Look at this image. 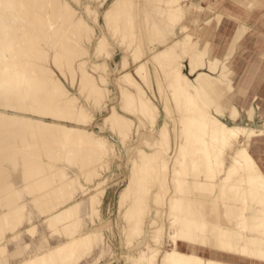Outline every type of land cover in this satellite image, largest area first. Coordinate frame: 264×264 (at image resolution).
I'll use <instances>...</instances> for the list:
<instances>
[{"label": "rangeland", "instance_id": "1", "mask_svg": "<svg viewBox=\"0 0 264 264\" xmlns=\"http://www.w3.org/2000/svg\"><path fill=\"white\" fill-rule=\"evenodd\" d=\"M66 1L76 9L79 2L87 3L86 10L77 12L82 18V23L75 26L82 35L78 42H72L73 45L66 42L63 37L67 34L63 33V28L58 30L55 25L50 29L42 26V29L37 23L34 24L36 28L18 31L16 43L22 48L28 45V40H33L34 45L39 41L40 47L42 43L37 35L42 32L43 36H51L47 43L54 42L53 36L62 33L57 37L61 45L62 40L70 45L69 49L78 45L77 51L69 50L66 45L54 50L50 42V47L39 50V59L38 51H34L38 62L32 57L34 52L30 55L34 62L42 61L48 73L56 78V82L49 83L57 87L55 99L65 96L69 103L64 107L73 117L69 122L43 120L107 137L105 146L94 147L87 154L82 150L83 146L82 149L80 146L74 148L77 140L76 144L80 142L78 136L73 144L72 140L67 141L72 138H65L64 144L52 148L55 159L44 160L45 168L41 171L53 181L50 186L55 184L52 188L56 186L58 190L56 201L67 199L65 195L70 194V201L81 204L80 221L76 219L74 224H65L64 234L47 225V213H41V210H47L45 204L37 206L31 202L35 192H29L24 185L17 186L16 199L18 203H24L21 207L22 216L25 215L23 228H20L22 233L12 242V232H3L6 250L0 248V255H4L0 264L3 260L5 264H16L60 243H69L67 250L72 253V258H77L76 264H196L199 259L205 264H227L228 261L235 264L234 259L245 256L263 259L264 114L261 116L259 108L264 102V25L261 27L258 23L264 21V0ZM235 1L253 6L252 13L244 18L243 10L239 9L244 6ZM47 3L44 1L33 7L39 22L53 13L54 3ZM78 17L80 19V15ZM150 24V27L155 25L152 30L148 27ZM219 29L223 43L227 34L233 30L237 32L230 33V46L214 54L210 50L211 41L207 38L208 42L202 32L213 34V30L217 33ZM248 34H251L249 39L241 45ZM82 49H86V54L78 56ZM70 51L77 54L70 55L72 65L65 61L69 55L66 57L64 53ZM258 52L261 56L253 80L246 86L255 97L251 103L252 118L247 121L246 110L231 97L238 87L232 78L235 70L248 63L249 60L244 58L257 59L255 54L259 55ZM170 53L174 54L171 56ZM25 59L28 60L29 55ZM140 62L142 71L138 70ZM222 67L228 72L222 71ZM70 70H73L72 79L69 78ZM0 72V85H4L8 75ZM142 75L150 80H147L149 84L151 82L149 87L147 81L146 84L140 78ZM28 76L36 79L35 74ZM133 80L142 89H136ZM239 86L244 88L243 83ZM218 88L222 90L218 91ZM151 103L153 108H150ZM226 103L237 108L232 116L224 107V112L221 111ZM110 105L117 110L112 121L104 118ZM182 110L184 113H180ZM189 116H193L192 126L188 125ZM213 122L215 126L211 124ZM202 124L207 127L201 134L196 126ZM193 143H196L195 149L191 146ZM235 150L241 155L232 159L229 155ZM85 155L88 160L84 163ZM200 166L203 171L198 173L196 170ZM54 172L60 174L54 176ZM196 173L199 182H203L198 187L192 186ZM59 176L60 180H56ZM196 190H199L198 194L194 192ZM197 195L213 199L209 202V199L195 200ZM202 203L213 206L216 220L200 217L197 208ZM50 207L53 208L54 203ZM28 216L35 226L25 231L30 225ZM197 239L202 245L195 241ZM183 245L196 247L200 253L189 258L180 252ZM218 255L223 257L220 259Z\"/></svg>", "mask_w": 264, "mask_h": 264}, {"label": "bare ground", "instance_id": "2", "mask_svg": "<svg viewBox=\"0 0 264 264\" xmlns=\"http://www.w3.org/2000/svg\"><path fill=\"white\" fill-rule=\"evenodd\" d=\"M44 1H47L48 2L47 4L54 3L53 13L50 16H48L47 18H44L42 21L39 22L36 19V15H35V13L37 11L34 12L32 10H33V7L42 5L44 3ZM76 1L78 2V0H75V3H76ZM171 1L172 0H170V2ZM71 2H73V1H71ZM115 2H116V0H115ZM167 2H168V0H167ZM235 2H238V3H235V4H241V5L244 6V7H240L239 8V9L243 10V11H241V12H243V14H241V15H243L244 18H247L249 16V13H252L253 6H249L248 5V7H247L246 3H242L241 1H235ZM70 4H72V3L68 4L66 0H0V11H1L0 12V21H1L0 22V27H1V29L4 28L3 31L0 29V35L2 36V37L1 36L0 37L5 41V44H4L5 47H4L3 43L0 40V42H1L0 45H2V47L0 46V49H1L0 50V71H2V73H4V74L8 75V77H6L4 79L6 81H3L6 84L4 83V85H0V230H1V232H0V237H1L0 238V248H3L4 251L6 250V246L4 245V241L2 242V240H4V238H6V236L3 235V232L4 231L12 232L11 235H10V241H12V242H13V240L17 241L18 237L22 233L21 232L22 229L20 230V228L22 227L21 225L23 224L22 223V218L25 217V215L22 216L21 207L24 205V203H18V201L16 199V194H15L16 193L15 189L19 185H24L25 188L29 189L30 190L29 192H31V193L35 192L34 193L35 196L31 199V202H33L36 205L37 204H45L46 205L47 210H44V211L41 210V213H43V212L47 213L46 215L43 213V215H45V217L47 218V220H48V224L47 225L50 226L51 228H56V230L58 232L62 231L61 233L64 234V229L66 228V227H64L65 224L70 223V222H73V224H74V223H76V219H77V221L79 220L78 214H79V209H80L81 204L79 202L70 201L71 199L68 197L70 194L68 196L65 195L67 197V199L62 200V201H56V194H57L58 190H57V188H55L56 186L52 188V186L55 185L54 183H53V185L50 186V184L53 181L49 179V177L47 176V174H45V172L42 173L43 171H41V169L43 170V168H45L44 167L45 166V162H44L45 158L46 159H51V158L55 159L54 158L55 157L54 156L55 151L52 150V148L61 146V144L65 143L63 141H66L68 138H72V139H69L67 141H71V140L73 141L76 138L78 139V137H79V140H80L79 144H76L78 142V140H77V142H76V140L73 141V142L71 141V143L73 144V143L76 142L75 145H74L75 149L78 146H80L79 148L82 149L81 146H83L82 150L84 151V153L90 154V152H92L91 150L94 147H98L99 148V147H101L100 145H103V148H104V146H105V142H106V138L107 137L101 136L99 134L97 135L95 132H88V131H85V130H81L80 128L67 127L65 125L57 124V123H54V122H47V121L43 120V119H50V120H56V121H59V122L60 121L61 122H69L70 120H73V117H72V114L70 113V110L68 111L64 107L67 103H69L66 100L65 96H63V95L62 96H58L57 99H55L56 95H57L56 92H55V89L57 87L49 85V83L51 84L52 81H54L56 78L54 79L52 77V74L48 73L49 71H48V69H46L44 67V64L42 63V61H40V63H36V61L34 62L33 59L31 60V57H30L32 52H34V51L37 52L38 51V55H37V58H38L40 49H44L46 47L47 48L50 47L49 43L51 41L49 43H47V41H49L48 39L51 36L48 38L46 36H43L42 32H40V35L42 36V37H40V35L38 33V35H37L38 38L37 37H35V38H37L38 40L41 41L40 44L42 43V45L40 47L38 46L39 45L38 44L39 41L36 42L37 44L35 43V45H34L33 40H28V42L26 40L28 45H26L25 47L22 46V48H19V46L17 44L18 43L17 42V38L19 36V34L17 35V32L18 31L19 32L22 31L23 30L22 28H26V27L36 28L35 25H37V23H38V25H40L41 28H42V26H44V28L46 27L47 29H50V28H52V26L54 27L55 25L58 28V30H60L59 28H63V31H64L63 33L67 34V36L64 35V36H66V38L63 37L66 42H68V43L70 42V45L72 44V42H75V41L78 42L82 35H81V33H80V31L78 29H77V31L75 30L76 29L75 26H77L76 24H81L82 23L80 21V20H82V18H81V14H79V13L77 14V12H79V11L81 12L83 10H86L87 3H82V1H81V2H79V4L77 3L78 5L75 4L77 6V9L72 7V6H70ZM73 5H74V3H73ZM166 5H167V3H166ZM235 6H237V5H235ZM106 12H103V13H106ZM83 13H85V11ZM78 15H80V19H79ZM258 24H259V26L263 27L264 21L262 20ZM243 25H245V24H243ZM150 26H151V24L148 27L151 28V30H152V27L155 26V25H153L152 27H150ZM37 27H39V26H37ZM111 27H113V26H111ZM148 27L146 29L147 34H149ZM44 28H42V29H44ZM143 28H146V27L144 26ZM216 28H214V29H216ZM213 31H214V33L211 34L212 32L211 33H207V32H205L203 30L202 34L204 36H206V40L208 38L211 41L210 50L214 54H216L217 52L218 53L221 52V50L224 47L230 46L229 35H230V33L234 34L235 32H237V30H233L229 34H227V36L225 37L226 38L225 42L223 43L222 42L223 40L221 41V39H222V35L221 34L222 33L220 34V29H219V31L217 33L215 32V30H213ZM43 32H45V31L43 30ZM78 32L80 34H78ZM152 32L153 31H151V33ZM60 33H61V31H60ZM111 33H113V32H111ZM58 34H59V32H58ZM251 34H248V37L245 38L242 41L241 45L244 44L249 39ZM61 35H62V33L60 35L53 36L54 42H51V46L54 47V50H55V48H60L62 45H63L62 46L63 48H65L67 46L65 43H63V40L61 41L62 45L58 41L57 37L58 36L60 37ZM130 35H132V36L135 35L136 36V34H134V33H131ZM130 35H129V38H130ZM39 37H40V39H39ZM150 38L152 39V37H150ZM147 39L149 40V36H147ZM186 40H188V39H186ZM132 41H133V39H132ZM207 41H206V43L209 42V41L208 42ZM75 44H77V43H75ZM97 44H98V42H97ZM70 45H68V46L70 47ZM68 46H67V48H68ZM98 46H100V45H98ZM71 47H73V46H71ZM76 47H75V49H77ZM75 49L73 48L71 50H75ZM69 50H67V51L64 50V51L68 52ZM83 50L84 49H82V51L80 52V54H78V56L83 55V53L85 52L86 49L84 51ZM75 51H77V50H75ZM78 51H79V48H78ZM135 51L133 52L134 54L132 53L133 55H135ZM35 52L32 54V55H34L32 57H34L36 59ZM54 52H56V51H54ZM64 54H65V56L69 55L68 59H65V61L68 60L70 65H72L71 64V62H72V60H71L72 58L71 57H72V55H74L76 53H73L72 51H70V53H67V54L64 53ZM85 54L86 53H84V55ZM172 54H174V53H172ZM172 54H171V56H172ZM258 54L259 55L255 54V56H257V59H252V61H250V57H245L244 58L245 60H249L248 63H246L243 66H240L239 69L235 70V72H233V78H232V80H234V82L236 84H238V87L236 88L235 93L231 97L235 99L236 104H240L246 110V119L248 118L247 121H250V119L252 118L253 107L251 106V103H252V101L254 100L255 97H254L253 93H249L248 92V90L246 89V86L251 84V82L253 80V75L255 73L254 69H255V66L257 67V62L259 61V57L261 56V54L259 52H258ZM28 55H29V59L28 60H26V59L23 60V58H26ZM70 55H71V57H70ZM99 55H100V53H99ZM43 58L44 57H41L40 60H43ZM44 61H46V59H44ZM37 62H38V60H37ZM139 64H140L139 69L138 68L137 69L142 71V69H143L142 68V63L140 62ZM216 64L214 63L213 65L216 66ZM67 65H68V63H67ZM80 66L81 65H79L78 68H80ZM70 67H72V66H70ZM22 68L25 69V70L24 71L21 70ZM223 69L224 68L222 67V71L226 70V69L225 70H223ZM70 71H69L70 75L68 74L70 76L69 78L72 77V73H73V70L71 72ZM222 71H221V73H222ZM29 74L30 75L35 74L36 79H34L33 77H29L28 76ZM140 76H141V74H140ZM49 77H51L52 79H50ZM72 78H74V77H72ZM140 78H142L143 82L145 81V83H146L147 80H149V79H145L144 75H142V77H140ZM85 79H86V76H85ZM0 80H1V78H0ZM223 81H225V80H223ZM54 82H56V81H54ZM181 82L183 83V81H181ZM133 83H134V80H133ZM147 83H148V81H147ZM182 83H180V84H182ZM242 83H243L244 88L243 87L240 88V86H239ZM9 84H11V85H9ZM47 84L49 86H47ZM150 84H151V82H150ZM150 84L148 85V87L150 86ZM134 86L136 88V87H138V84L136 83V85H135V83H134ZM136 89H142V88L138 87ZM34 90H36V91L34 92ZM161 90H163V89H161ZM221 90H222V88H218V91H221ZM151 93H152V91H151ZM58 95H60V94H58ZM164 95H165V93H164ZM231 97H230V99H231ZM180 102L181 101H179V103ZM151 104H150V106H151ZM223 107H224V109H227L229 116H232L233 113L235 114L237 112V108H236V106L234 104H230V103L224 104L221 107V111L222 112H224L223 111ZM150 108H153V104H152V107H150ZM259 112H260L261 116L264 114V104H262L260 106ZM180 113H184L183 110ZM116 114H117L116 108L110 105L109 108H108V113L104 116V118L107 117L108 121H112L113 117L116 116ZM193 116H189V118H188L189 119V121H188L189 123L188 122L187 123H188V125L191 124L190 126H192V123H193ZM211 124H213V126H215V122H213ZM196 127H198V131L201 134L206 132V127L207 126L205 124L197 125ZM217 128L219 129V127H217ZM232 129H234V128H232ZM242 129H244V128H242ZM179 132H180V130H179ZM222 132H223V130H222ZM249 132H250V130H249ZM221 134H223V133H221ZM65 138H66V140H64ZM142 138H144V137H142ZM180 141H181V139H180ZM181 142H183V141H181ZM180 144L181 143H179V145ZM252 144L253 143H251L250 148L252 147ZM152 145L153 144H150L151 147H152ZM150 146H148V147H150ZM191 146H193V148L195 149L196 143L191 144ZM240 147H241V144H240ZM253 148H254V146H253ZM178 149H180V147ZM236 150L231 155H229L232 159L237 157L238 155H241V153H239L240 151H236ZM171 151H172V149H171ZM171 158L173 159V157H171ZM83 159H84L83 162L85 161V159L88 160L87 156H86V158H83ZM226 159H225V161H226ZM88 162H91V160L89 159V161H87V163ZM228 169H229V167H228ZM37 171H39V172H37ZM187 171L189 172V169ZM196 171L198 173H201L203 171V168L200 166V168L198 170H196ZM55 172L52 173V175L58 176L60 174L58 172L59 174L56 175ZM198 173L195 174V179H193L192 186L198 187V184L201 182V181L199 182V180L196 178V177L199 176ZM58 178L56 177V180H60L61 177L59 176ZM190 181H192V179ZM166 182H167V180L165 181V184H166ZM202 183L203 182H201V185H202ZM167 185H169V184L167 183ZM191 189H194V188H191ZM200 190H202V189H200ZM197 191H199V190H196L194 192H197ZM219 191H220V189H219ZM20 192H22V191H20ZM66 193H67V191L64 194H66ZM195 194L196 193H194L193 195H195ZM197 194H198V192H197ZM200 195H197V197H195V200H199V199H201V200L207 199L208 200L209 197H210L209 196V197L205 198V197H202ZM122 197H124V196H122ZM193 198H194V196H193ZM212 199H209L208 202L211 201ZM199 202H201V201H199ZM52 203H54V207L53 208L50 207V205ZM209 205L205 204V203H202L197 208L198 214L203 219H208V220H210L211 218L215 219L214 218L215 215H213V209H212L213 206L212 205L209 206ZM44 208H45V206H44ZM36 209L38 211L39 208L37 207ZM220 210H222V209H220ZM256 212H257V210H256ZM38 213H39V211H38ZM220 214L222 215L223 213H220ZM40 216H42V214H40ZM244 218H246V217H244ZM249 219H251V217ZM32 220L33 219L31 217H29V216L27 217V222L30 225L26 227L25 231H28L29 229H31V228H28V227L35 226V222L32 221ZM221 220H223V219L221 218ZM211 221H212V219H211ZM189 222H191V220ZM193 222L194 221H192L191 223H193ZM188 223L186 222L185 224H188ZM194 224L195 223H193V225ZM198 224H199V222H198ZM222 225H224V224H222ZM179 226H181V225H179ZM188 227H190V226H188ZM192 228H190V230ZM194 228H197V227H194ZM223 229H225V228H223ZM226 230H228V229H226ZM188 234H189V232H188ZM82 236H83V234L81 235V237ZM189 238H191V237L189 236ZM201 240H202V238H201ZM201 240L197 239L195 241H199L201 243V245H202ZM211 241H213V239H211ZM189 242H190V240H189ZM199 242L197 244H199ZM222 242H224V240H222ZM191 243H194V241H191ZM214 245H215V243H214ZM260 245H262V244H260ZM68 246H69V243H60V244L56 245L55 247L46 248L45 251H43L41 253H38V254H36L35 256H33V257L29 258V259L21 260L20 262H18L16 264H76V261H78V260H76L77 259L76 257L72 258V253L67 250ZM217 249L219 250V248H217ZM180 250H181L180 252L188 255L189 258L192 255L198 256V254L200 253V250L197 249L196 247L185 246V245H183V247L180 248ZM221 250H223V249H221ZM67 252H68V254H66ZM216 254L217 253H215V252H211V255H213L214 257L217 256ZM207 255H209V254H207ZM237 255H239V254H237ZM2 257H4V255H0V260H1ZM222 257L223 256H219L220 259ZM203 258H207V257L203 256ZM253 258L252 257L251 258L250 257L246 258V256H245V258L234 259V261H235V264H264V258L263 259H261L262 257L260 259H255V258L253 259ZM200 260L201 259H199V261ZM230 260H233V259H230ZM199 261L196 264H205V263H201V261H203V260H201L200 262ZM205 261H207V260H205ZM5 262L6 261L3 260L2 264H5ZM231 262H233V261H231ZM6 264H8V263H6ZM222 264H225V263H222ZM227 264H230V262L228 261Z\"/></svg>", "mask_w": 264, "mask_h": 264}, {"label": "crops", "instance_id": "3", "mask_svg": "<svg viewBox=\"0 0 264 264\" xmlns=\"http://www.w3.org/2000/svg\"><path fill=\"white\" fill-rule=\"evenodd\" d=\"M241 24H239V26H240ZM262 104H264V102H262V103H260V105H262ZM264 124V123H263ZM251 149V148H250Z\"/></svg>", "mask_w": 264, "mask_h": 264}]
</instances>
